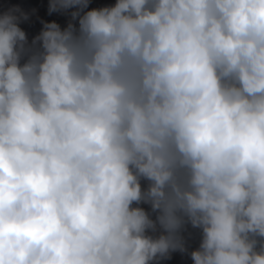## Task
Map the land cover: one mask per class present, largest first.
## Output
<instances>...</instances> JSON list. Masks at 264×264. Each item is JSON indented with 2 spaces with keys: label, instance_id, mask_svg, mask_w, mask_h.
<instances>
[{
  "label": "clouds",
  "instance_id": "obj_1",
  "mask_svg": "<svg viewBox=\"0 0 264 264\" xmlns=\"http://www.w3.org/2000/svg\"><path fill=\"white\" fill-rule=\"evenodd\" d=\"M88 5L0 14V264H264V0Z\"/></svg>",
  "mask_w": 264,
  "mask_h": 264
},
{
  "label": "water",
  "instance_id": "obj_2",
  "mask_svg": "<svg viewBox=\"0 0 264 264\" xmlns=\"http://www.w3.org/2000/svg\"><path fill=\"white\" fill-rule=\"evenodd\" d=\"M115 2L116 0H89L88 7L99 8L113 5ZM12 8H18L21 12L28 15L27 20H20L19 26L25 31L29 44L40 33L44 22L56 21L61 28L66 27L71 20L70 13L73 10L69 9L67 12L56 11L49 13V0H0V14ZM72 22L74 24L77 23V21ZM142 185H146V181H142ZM141 206L145 207V209L149 208L146 204ZM182 235L187 251L172 252L169 257L161 259L159 264H193L190 253L199 247L201 232L189 224L185 226Z\"/></svg>",
  "mask_w": 264,
  "mask_h": 264
}]
</instances>
